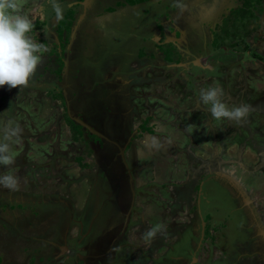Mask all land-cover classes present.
<instances>
[{
  "label": "rangeland",
  "instance_id": "374dc122",
  "mask_svg": "<svg viewBox=\"0 0 264 264\" xmlns=\"http://www.w3.org/2000/svg\"><path fill=\"white\" fill-rule=\"evenodd\" d=\"M259 1L57 0L58 20L48 0H25L22 12L34 22L29 35L48 51L27 87L0 88V128L11 121L23 130L21 142L11 145L15 163L0 166V174L19 179L16 191L0 186V264H75L96 243L110 250L116 234L126 243L116 247L122 249L114 264H176L178 253L184 264H264L262 230L246 204L250 199L264 227V164L252 153L264 145ZM241 6L252 11L244 18L252 32L239 26L241 36L234 37L228 25L235 43L224 39L215 48L210 27L219 31L217 24ZM117 15L125 21L109 30L114 22L107 20ZM77 19L87 29L73 50L62 37ZM81 30L79 24L75 32ZM170 33L176 41L159 45ZM101 53L109 66L98 61ZM214 83L230 107L258 109L249 108L240 124L214 120L199 102L201 89ZM68 99L95 132L83 125L81 134L72 130ZM229 176L244 190L245 203ZM156 224L166 229L147 245L142 235Z\"/></svg>",
  "mask_w": 264,
  "mask_h": 264
},
{
  "label": "clouds",
  "instance_id": "9594fccd",
  "mask_svg": "<svg viewBox=\"0 0 264 264\" xmlns=\"http://www.w3.org/2000/svg\"><path fill=\"white\" fill-rule=\"evenodd\" d=\"M24 2L25 0H0V88L7 86L9 90H12L27 87L30 79L35 75L39 65L43 62L42 53L48 51L43 44L36 42L29 35L33 31L34 22L28 13L22 12ZM48 2L53 8L56 18L58 20L61 19L63 17L62 6L57 0H48ZM144 6V13H149L150 10L147 5L144 4ZM103 19L106 18L103 17ZM222 25L223 23L220 24V27ZM176 38L175 34H169L168 40L167 38L165 40L164 38H159L158 44L163 45L161 41H164V44L174 43ZM225 39L230 40L231 45L235 43L231 37H226ZM225 45L226 42L215 48ZM165 50L163 51L165 52ZM225 95L223 87L214 83L208 88L201 89L199 102L205 106H209L208 111L214 120L234 121L237 124L242 123L249 114V105L239 104L230 107L225 102ZM67 116L70 118L69 115ZM70 119L73 120L72 118ZM73 121L75 122V120ZM22 131V128L18 124L13 125L11 121L3 128H0V136H2L0 138V166L10 168L15 163V153L12 151L11 145L21 142ZM229 178L234 180L233 185L239 190L240 194H243L244 190L238 185L239 182L233 177L229 176ZM0 186L11 191H16L19 188V179L11 171L0 174ZM202 199L205 200V196H202ZM165 229L166 225L156 224L143 233L142 239L145 244L150 245L156 235Z\"/></svg>",
  "mask_w": 264,
  "mask_h": 264
},
{
  "label": "flooded vegetation",
  "instance_id": "af4514ba",
  "mask_svg": "<svg viewBox=\"0 0 264 264\" xmlns=\"http://www.w3.org/2000/svg\"><path fill=\"white\" fill-rule=\"evenodd\" d=\"M86 4H83V7H82V9L83 10H86L87 11V8L89 9V10H91L92 9V4L89 6V5H87V7L85 6ZM120 12V11H119ZM107 14V13H106ZM105 14V15H106ZM100 16H101V14H99ZM126 14H124V16H125ZM118 16V15H117ZM102 17V16H101ZM107 17L108 16H105V18L107 19ZM131 17H133L134 18V16L133 15H131ZM87 18H88V16H87ZM109 18H111V16H109ZM121 19H123L122 17H120V16H118V17H114L111 21L108 19L107 21H109V22H114V24L112 25V28L111 29H109V30H112V31H115L117 28H118V24H120V23H122L123 21H125L124 19L123 20H121ZM84 20H80L79 21V19H77L76 20V23H72V25L70 26V28H69V30H68V33H67V36H63L62 37V43L63 44H65L69 49H73V50H78L77 48H76V44H77V41L79 40V39H81V38H83V34L85 33V30L87 29L83 24H85V22H83ZM79 22V23H78ZM106 23V22H105ZM79 24H81V28H82V30L81 31H79V32H75V28H77L78 26H79ZM75 25H77V26H75ZM213 25V24H212ZM211 25V26H212ZM217 26L219 27V29H221V27H220V24L218 23L217 24ZM213 31H212V37L214 36V33H218V32H221V30H215V26L213 25V27H210ZM115 29V30H114ZM180 30V29H179ZM180 32H181V30H180ZM211 33V32H210ZM171 34V33H170ZM163 38H164V40L167 38V40H168V37H167V35H163ZM184 39H185V37H184ZM187 41V40H186ZM161 42H163L164 43V41H161ZM166 44V43H165ZM187 45H188V47H190V45L188 44V43H186ZM164 45V44H163ZM184 45H185V43H184ZM179 51H180V49L179 48H177ZM190 49V48H189ZM110 50V49H109ZM112 51V50H111ZM181 52V51H180ZM63 53V56H64V59H63V57H62V59L63 60H66V58H65V55H66V53H64V52H62ZM69 53L70 54H72V52L71 51H69ZM189 53H191L192 54V52H190L189 51ZM81 56H84V55H80V56H78V58L79 57H81ZM101 57V62H102V65L103 66H106V64H107V62L106 61H108V65H109V61L111 60L110 58H108V59H106V58H104L105 56H104V53H101V55H98V61L100 62V57ZM64 64H65V61H64ZM122 64H123V62H122ZM122 64H119V66H121ZM117 64H114V66H116ZM125 65V64H124ZM71 83H69V85H70ZM116 86V85H115ZM249 108L250 109H255V110H257L256 108H255V106H254V104H252V105H250L249 106ZM68 109V104H67V107H66V110ZM135 109L137 110L138 108L137 107H135ZM82 114H84V113H82ZM135 114V113H134ZM67 115H68V112H67ZM85 115V114H84ZM100 116H102L103 118L105 117V113L103 114V115H100L99 113L97 114V117H100ZM82 133V132H81ZM80 133V134H81ZM80 136V135H79ZM99 139V138H98ZM90 142H92V141H90ZM93 143V142H92ZM261 144H264V143H261ZM107 145V144H106ZM106 145L104 146V149L106 148ZM108 147H110V146H107V149H108ZM112 147V146H111ZM128 148V147H127ZM97 150V149H96ZM249 151L250 149H246L245 151ZM94 152H96L95 150H94ZM259 152V153H258ZM254 151V152H252L253 154H254V156L256 157V158H258V159H256L257 161H256V164L258 165V166H260V165H262V164H264V145H263V147H261V149L259 150V151ZM262 159H260V158ZM248 158H250L249 156H248ZM252 159V158H251ZM250 159V160H251ZM259 160H261V161H259ZM128 169V168H127ZM129 171V170H128ZM132 172H134V168H132V170H131V173ZM127 173V170H125V174ZM130 173V174H131ZM115 176V175H114ZM131 176H132V174H131ZM226 179H227V181L232 185V188L231 189H233L236 193H237V195H238V197L245 203V201H244V199H246L247 197L246 196H244V195H246L245 193H243V194H240L239 193V190L233 185L234 183H233V181L234 180H231L229 177H226ZM144 182V181H143ZM239 187V186H238ZM198 190H200V189H198ZM181 196V195H180ZM244 197H246V198H244ZM180 198V197H179ZM199 198V197H198ZM215 201H218L217 199L215 200ZM250 202H251V200L250 199H248L247 198V203L246 204H248V206L247 207H250V209L252 210V214L254 215V221H255V223H256V226L260 229V230H262V234H263V240H262V243L263 244H261V245H263V247H264V227H263V225H262V228H260V224H259V222H261V220H260V216H258L257 214H256V212L254 211V207H252V205H250ZM34 203V202H33ZM52 207H56L55 206V204H53L52 205ZM220 207V206H219ZM221 208V207H220ZM87 211V209H83L82 208V211H81V214L82 213H85ZM80 214V215H81ZM74 220L75 221H78L79 220V218H74ZM128 220H129V217L127 218V222H128ZM172 221H174L173 219H171ZM108 222V221H107ZM109 223V222H108ZM262 223V222H261ZM111 227V224H107V225H105V226H103V228H102V233L104 234L105 232H107L109 229L108 228H110ZM88 228H90V227H86V231L87 230H89ZM91 229H92V227H91ZM108 229V230H107ZM61 230V229H60ZM21 233V232H20ZM125 233V230H124V232L122 233V235ZM91 234V236H93V235H95V242H96V240H98V235H96L95 234V232L93 231V230H91L90 232H89V235ZM114 235V231H112L111 232V236H113ZM91 236H89V237H91ZM112 238V237H111ZM119 238H120V236H118L117 234H116V236L115 237H113V239L111 240L112 241V247H111V249L110 250H108L107 248L105 249V247H103L102 245L103 244H99V243H96V245H93V247L92 248H88V250H89V252L91 251V250H95L97 253H99V255H96V254H94V255H92V256H95V257H91L90 255H91V253H89L88 252V257L86 258L85 256L84 257H82V256H78V259H76V261H75V264H79V263H81V264H114V262H115V260H114V258H115V256H116V252H119L121 249L120 248H116L117 246H119V245H122V244H124V243H126L125 241H122V242H119V241H121V240H119ZM100 239H101V237L99 238V240H98V242L100 241ZM45 241V240H44ZM44 241H42L43 242V245H44V248H49L50 247V245H48L46 242H44ZM94 242V243H95ZM50 243H54L53 241H50ZM55 245V244H54ZM64 245V246H63ZM107 245V244H106ZM56 247H58L59 245H55ZM65 246H68V242L66 241L64 244H62V245H60L59 246V248L58 249H65L64 247ZM86 245H84V247H85ZM91 246V245H90ZM107 247H108V245H107ZM85 250H87L86 248H84ZM81 250V249H80ZM180 253H178L177 255H175L174 256V263H176V264H184V263H182L185 259L184 258H182V259H184V260H182V261H180L181 260V258H179V255ZM189 257V259H191V260H193V259H197V257L195 256H193V255H190V256H188ZM89 259H94V261H90ZM263 259H264V257H263ZM107 260V261H106ZM179 261V262H178ZM263 261V260H262ZM108 262V263H107ZM197 264V262H194L193 263V261L191 262V264ZM159 264H161V263H159ZM163 264V263H162Z\"/></svg>",
  "mask_w": 264,
  "mask_h": 264
},
{
  "label": "trees",
  "instance_id": "16d2710c",
  "mask_svg": "<svg viewBox=\"0 0 264 264\" xmlns=\"http://www.w3.org/2000/svg\"><path fill=\"white\" fill-rule=\"evenodd\" d=\"M254 0H246V3H253ZM259 1V0H257ZM261 2V1H259ZM240 8H242V10L240 11V13L238 12L237 9H233V11L235 10V12L232 11V13L227 17L224 18L223 21V25L221 26V33H214V37L212 39V45L214 47H218L219 45H221L222 43H224V39L226 37H230L229 35V29H228V25L229 26H234L233 27V31L231 36L233 35L234 37H237L235 35H239L241 36V30H239L236 27H243V29L247 32V33H251L252 30L248 29V25H247V21H245V17L253 15L252 11H250V7L246 8L245 6H241ZM237 10V11H236ZM235 22H239V25L235 24ZM37 24H39V21L37 22ZM233 38V37H231ZM222 39L220 42H217L218 40ZM53 53H58V51L54 48L53 49ZM141 53L143 54V51H141ZM58 57V61L60 62V68L58 70L61 69V67L64 65V60L62 59L61 56L57 55ZM167 59H171L169 55H166ZM67 120L69 121L72 130L75 129L76 133H81L82 131V127L81 125L77 124L76 122H74L73 120H71L69 117L67 118ZM79 137V136H78ZM78 137L76 139H78Z\"/></svg>",
  "mask_w": 264,
  "mask_h": 264
},
{
  "label": "water",
  "instance_id": "95a60500",
  "mask_svg": "<svg viewBox=\"0 0 264 264\" xmlns=\"http://www.w3.org/2000/svg\"><path fill=\"white\" fill-rule=\"evenodd\" d=\"M68 115L70 116V118H72L73 120H75L76 122H78L80 125H83L85 127H88L90 130L94 131V128L92 126L90 127L89 124L87 123V121L84 120V119H82V117L79 116L78 113L74 110V108L71 105V102L69 103V99H68Z\"/></svg>",
  "mask_w": 264,
  "mask_h": 264
},
{
  "label": "crops",
  "instance_id": "0c3cea01",
  "mask_svg": "<svg viewBox=\"0 0 264 264\" xmlns=\"http://www.w3.org/2000/svg\"><path fill=\"white\" fill-rule=\"evenodd\" d=\"M10 256H6V258H9ZM13 257H10L9 259H12Z\"/></svg>",
  "mask_w": 264,
  "mask_h": 264
}]
</instances>
